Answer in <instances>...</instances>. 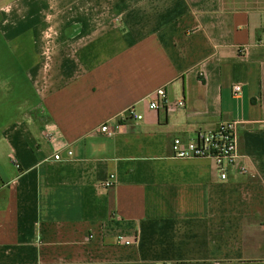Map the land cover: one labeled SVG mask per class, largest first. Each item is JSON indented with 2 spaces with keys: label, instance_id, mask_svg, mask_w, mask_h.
<instances>
[{
  "label": "crops",
  "instance_id": "0c3cea01",
  "mask_svg": "<svg viewBox=\"0 0 264 264\" xmlns=\"http://www.w3.org/2000/svg\"><path fill=\"white\" fill-rule=\"evenodd\" d=\"M1 12V45L31 59L2 76L26 78L28 94L1 111L0 264H264V0ZM160 88L185 106L151 110ZM230 121L240 157L226 180L212 159L174 156V139Z\"/></svg>",
  "mask_w": 264,
  "mask_h": 264
},
{
  "label": "built area",
  "instance_id": "2783aa9c",
  "mask_svg": "<svg viewBox=\"0 0 264 264\" xmlns=\"http://www.w3.org/2000/svg\"><path fill=\"white\" fill-rule=\"evenodd\" d=\"M242 93V85L236 84L233 87L234 97L238 98ZM185 106L184 101H179L175 106L170 105L167 98V93L164 88L158 89L152 99L150 100L149 107L151 110L158 111L161 108L175 109L183 108ZM128 116L132 119L140 121L143 119V115L138 114L134 108L129 109ZM239 121H230L223 123L217 129L200 133L196 139H191L187 142L182 141L179 138L174 139L172 143V150L174 156L179 159H194V158H206L212 159L218 171V174L222 180H226L230 169L237 166L239 159V135L238 127ZM100 132L112 136L114 130L109 125H103L100 127ZM46 137L53 141L54 133L46 132ZM71 155L72 153L69 152ZM55 159L60 160L59 153L55 154ZM19 167L18 164H16ZM242 173H246V167L242 166ZM115 183V175H111L108 180L103 183L104 187H112ZM119 243L122 245L130 246L133 241L120 237Z\"/></svg>",
  "mask_w": 264,
  "mask_h": 264
},
{
  "label": "rangeland",
  "instance_id": "374dc122",
  "mask_svg": "<svg viewBox=\"0 0 264 264\" xmlns=\"http://www.w3.org/2000/svg\"><path fill=\"white\" fill-rule=\"evenodd\" d=\"M10 0H0V7L7 4ZM7 15H9L8 11L6 12ZM4 12L0 13V22L3 20V18L6 15ZM1 27V25H0ZM24 46H19L15 47L13 46L12 48H6L1 45L0 42V119H1V111L2 107L4 104H10L11 107H16L19 104L17 103L20 97H23L27 95V89L25 88L27 85L24 84L26 78H19V79H14V78H4L2 76L4 74V71L6 69L13 70L17 64V59L21 58L23 61L25 58L31 59L28 56L24 55ZM26 62V61H25ZM27 64V62H26ZM16 83V86H15ZM20 86L23 87L25 94H23V91ZM18 89V92H20L22 95H17L13 93ZM16 96V97H15ZM20 96V97H19ZM29 101V100H28Z\"/></svg>",
  "mask_w": 264,
  "mask_h": 264
}]
</instances>
